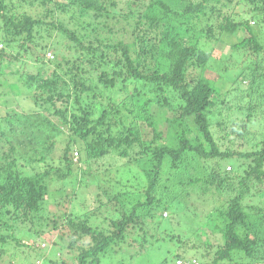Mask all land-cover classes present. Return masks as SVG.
<instances>
[{
	"label": "trees",
	"instance_id": "1",
	"mask_svg": "<svg viewBox=\"0 0 264 264\" xmlns=\"http://www.w3.org/2000/svg\"><path fill=\"white\" fill-rule=\"evenodd\" d=\"M175 5L184 12L175 11ZM36 8L42 9L41 17L27 13ZM201 16L208 18L205 29L183 27L182 18L192 23ZM0 41V92L7 90L5 94L46 113L29 114L21 124L0 121V136L12 137V149L20 155H42L59 139V163L65 165L60 178L79 168L83 181L51 196L57 201L54 209L49 203L50 213H64L70 241L58 251L55 243L41 249L31 264L36 258L39 264H57L61 252L67 259L60 258L59 264H100L111 260L110 252L119 254L114 247L130 236L146 256L165 223L179 242L201 229L206 246L214 250L207 264H232L236 258H252L257 246L264 249V212L249 204L264 199L256 195L264 191V0H0ZM220 43H228L230 54L219 53L221 65L228 68L227 61L235 67L236 86L223 85L220 65H212L210 44ZM207 73L216 78H205ZM230 100H238L234 109L227 107ZM164 111L173 114L165 122ZM229 113L235 115L233 127L240 126L235 134L242 151L221 152L210 130L227 123L221 120ZM160 120L167 124L165 132ZM137 122L147 124L150 138ZM190 125L198 136L189 137ZM252 126L260 136L251 134ZM113 156L125 161L118 170ZM225 161L229 165L222 167ZM46 165L37 176L22 179L0 169V216L12 215L24 224L39 213L53 181L52 165ZM119 173L124 177L110 178ZM171 176L180 185L169 184L162 194L159 185ZM114 180L124 191L110 195L106 189L112 192ZM102 182L107 187L101 188ZM88 188L96 192L100 207L114 205H108L109 214L79 208L78 190ZM194 191L201 193L196 199L202 203L207 197L206 202L220 200L215 216L200 217L185 205ZM0 242L6 239L0 236ZM14 247L31 248L19 242ZM191 249L197 255L207 252ZM32 251H26L25 259L22 254L10 258L28 264ZM170 260L199 263L177 255Z\"/></svg>",
	"mask_w": 264,
	"mask_h": 264
},
{
	"label": "rangeland",
	"instance_id": "2",
	"mask_svg": "<svg viewBox=\"0 0 264 264\" xmlns=\"http://www.w3.org/2000/svg\"><path fill=\"white\" fill-rule=\"evenodd\" d=\"M191 1L198 2V0H191ZM176 4H178V3H176ZM183 8L184 7L180 8V6H179V9H178V6H176V5L174 6V10L175 11L180 10V13L184 12ZM26 10H27V13H29V14L35 13V15H37V16L39 15V17H41L40 11L42 9L36 8L35 10L34 9H31V10L26 9ZM206 13H208V12H206ZM183 17L189 18L187 15H184ZM184 18H182V21H186V23H184V25H183L184 28L189 27V29H191L193 26L196 27L198 30H202V29L206 28V22L208 20V18L206 16H201L198 18V20L194 19V20H192V23H187L188 21ZM44 19H46V18H44ZM260 29L263 30L262 27H260ZM2 43H3V41H0V49L4 48ZM227 44L228 43L210 44L212 46L214 45V51L212 52V54H213V62H212L213 64L212 65L213 66H216V64L220 65L218 72L222 74L220 80L222 81L223 85L225 82L227 83V85H228V83L233 82V85L236 86L235 82H237L239 80V78L236 77V74L231 73V69L233 71L236 70L235 67H231L232 65H230L229 62H227V61H224V62L227 65H229L228 68H225L223 70V67L221 65V63H223V62L220 59L221 55L219 53L222 52V53L230 54L228 52V48L225 46ZM208 49H209V46H207V50ZM228 60H230V58H228ZM228 69H229V71L225 72ZM216 73H207L205 75V78L213 80L216 78ZM219 76H220V74H219ZM231 85H232V83H231ZM0 91H2V90H0ZM6 91H4V94H2V92H0V121L2 123L6 124L5 119H8L11 122H13V124H21V121L25 120L29 114H33V113L42 114L43 111L38 112L36 110V108L34 109V106L32 104H28L26 102L23 103L19 99L17 100V98H13V97L5 94ZM235 95L236 94H233L234 97H235ZM120 98L121 97L118 96V99H120ZM237 102H238V100H237ZM237 102H235V100H230V102L227 103V107L229 106L230 108L234 109L236 107V104H238ZM176 103L177 102H173V105H175ZM43 113L46 114L45 112H43ZM230 113H232V111ZM162 115H163V120L165 122V119L166 118L167 119L172 118L173 114L171 111L170 112L164 111L162 113ZM227 120H228V122H227ZM52 121H55V118H52ZM225 121L227 123H225ZM234 121H236L234 114H230V115L225 114V116L223 115L222 120H221V124L222 123H225V124L220 126V125H216L213 123L214 125H212L210 127L211 132H213V134H214L215 142H216V144H217V146L221 152L242 151V149L239 147L240 141L238 140V136L235 134V133H237V132H235L236 129H239L240 126H239V124H236L233 127L234 123H232V122H234ZM137 123H140V127L145 129L144 134L148 133L149 134L148 138H150V133L148 132L149 129L147 127V124H145L144 122H137ZM161 123L162 124L159 128H162L161 130L163 132H165L167 129V124L163 123L162 121H161ZM190 128L192 129V131H191V134L189 135V137L194 138L195 136H198V134H196V131L192 125H190ZM250 130L252 131L251 132V134H252L256 130V127L252 126V129L250 128ZM255 132H258V131H255ZM258 135H259V132L256 136H258ZM263 135L264 134H262L261 136L263 137ZM257 140H260V139H257ZM164 141H165V138L163 137L160 140V142H164ZM14 144H15V142H14V139L12 137L0 136V169L2 171L7 170L9 173H12L14 176H17L18 178L22 179V178L35 177V176H37V173H40L43 166H45L48 169L46 164L52 165V167L49 169V174L51 175V177H53V181L51 183L49 182V187H50L49 189H50L51 193L48 192V195L46 194L47 199L45 197L46 201L44 199L39 213H37L35 216H34V214L30 215L31 216L30 222L26 221L24 224H21L19 221L13 220L14 216L11 218L12 215L6 216L5 214H3L0 216V224H1L0 236H2L3 238L6 239L5 243L0 242V253H1L0 254V264H17V262H19V264H22L20 262V260H18V259H17V262L15 263L14 259H11L10 257H13L15 255L17 256V254H22L21 257L25 259L26 256L24 257V255H25L26 251L29 252V251L33 250L32 252L34 254L32 257L30 256L31 258L28 262V264H31L33 262L32 259H34L35 255H38L41 252V249L46 248L47 246L49 248H51V245L55 243L56 251H58L60 246H65V244H67V242L70 241L71 237L69 235L70 234L69 228L66 227V223L64 221L65 219L64 220L62 219L64 217V213L62 212L61 216L59 215V213L58 214L55 213V211L50 213V210H51L50 206L52 209H54L55 205L57 207V201L56 200L51 201V196H54L57 198L60 195L57 193L58 190H62V189L66 190L68 188V186H70L71 188L72 187L78 188L77 184L79 182H83V181H81V180L79 181V179L82 175V174H80L81 172H79V168L75 169L72 172V176L71 175L67 176L65 180H63L64 178H60L58 171L64 170L65 165L59 163V160L61 159L62 151H63V148H61L62 141H60L59 139H57V143H55L54 146L45 147V150L42 151V155L40 153H35L33 151L32 152L27 151V152L23 153L22 155H20L19 154L20 151H18V149H16V150L12 149V146L14 148ZM76 150H77V148H76ZM244 150H245V148H244ZM74 151H75V147H74L73 152ZM41 156H44L46 158L45 162H41ZM111 158L113 159V160H111L112 162H114V161L118 162V164H117L118 166H116V170L120 169L122 164H124L123 162H125V161L119 160L115 156H113ZM226 163H227L226 161L222 162L221 166L227 167L229 164L227 165ZM229 163L235 164V162L233 160H230ZM84 164L85 163L82 162L81 166H83ZM102 164L103 163H101V165L95 164L93 171L99 170L100 166H102ZM106 164L108 165V162ZM206 167L208 169H210V165L208 163H206ZM110 168H111V166H110ZM84 169L85 168H82V170H84ZM123 173H124V171H123ZM123 173H119L118 175H113L110 178H114L117 176L124 177ZM87 176L89 177L90 175L87 174ZM173 177L174 176H171V178H172L171 180H168V181L162 180V182L160 183L159 190L162 194L165 193V191H167L168 189H170L169 184L173 185V186H177V184L180 185L177 178H175V177L173 178ZM74 178H76L75 181H74ZM89 178H92V175ZM69 180L71 181V183L69 182ZM88 181H92V180L89 179ZM2 182H5L4 177L2 179ZM117 182L118 181H116V180L110 181L109 185L112 187V192L109 189H106L110 195L114 194L116 191H124L123 184H117ZM103 185L105 187H107L105 182H102L100 184L101 188ZM79 188H81V185H79ZM103 190H105V189H103ZM176 190H177V192H180V187L177 188ZM99 192H101V190ZM78 193L80 196V197H78L79 198L78 206H79V208L81 207L82 209H83V207H87V210H86L87 212L91 211V212H94V213L102 216L105 214V212L107 213V211L112 210L111 207H108V205L114 206L113 204L106 203L105 207H100L99 201L98 200L96 201V197H97L96 192L93 191L92 188L84 189V191H81V189H79ZM260 193L264 197V191L257 192L256 195L258 196ZM193 194L195 196V199H194V196L193 197L191 196V198H188L185 205L187 207L196 209V211L200 217H205L206 215L212 216L214 213H217L216 211L220 210L218 208L221 205V204H219L220 200L217 201L216 203L206 202V200L208 198L207 197L206 199H204V202L202 203L200 200H197L198 197L202 198V197H200V196H202L201 193L194 191ZM176 196H174V197H176ZM206 196H208V195H206ZM58 201H60V199H58ZM251 202H253V203H251ZM251 202L250 203L248 202V203L251 205H255V206H261L262 210L264 212V199H262L261 201L253 199ZM49 203H51L50 206H49ZM82 209H80V214H82V212H81ZM107 214H109V213H107ZM107 214L103 218L108 217ZM215 215L216 214H214V216ZM57 216H59V217H57ZM32 217H33V219H32ZM36 219L39 221L37 222ZM94 220L96 222L95 225L98 226L99 228L103 229L102 227L99 226V225H101L100 221H98L96 219H94ZM33 221H34V223H33ZM6 223L10 226V228H7V227L5 228ZM174 231H172V228H171L170 224H168V223H165L164 226L159 228L156 232V235L158 237V241L153 242V247L150 250L148 248L147 251H149V252L151 251V252L148 253V255H146V256L141 254L142 252H144V250H141L140 247L137 246V244H135V241H136L135 237L130 236L129 239L127 238L128 241H126V244H124L122 246L120 245L118 247H114L115 252L119 253V254H113L110 252L112 250H110L109 251L110 253L108 255L112 257V258H110L111 260H108V261L105 260L104 262H101L100 264H162V262L165 260H166V263H164V264H173V260H170V259L175 255H177L178 257L194 259V260H196L197 263L199 262L198 264H203V263L207 264V263L212 261V253L211 252H214V250L212 249V247L206 246L208 239L206 238L205 234H203V231L201 229H197V231H196L197 234L193 233L191 235V237L189 238V240H186L183 242L178 241L177 236H175L177 234H175ZM171 236H174L176 239L172 240V241H168V237H171ZM162 238H164L165 241L162 240ZM212 241L213 240H211V242ZM18 242L20 244H23V243L28 244L31 246V248H28V249L22 248L21 249V248L14 247V245L17 244ZM131 243H132V245L128 246ZM211 245H213V248H214L216 243L212 242ZM32 246H34V249L32 248ZM43 246H45V247H43ZM195 247L202 248L203 251L207 250V252L205 251V254L202 253L203 255H197L194 252V250L191 249V248H195ZM257 248H258V250H257ZM257 248L254 249V253H253L252 258H249V259L248 258L244 259V257L243 258H236L235 259L236 261L232 264H264V249L261 247H258V246H257ZM66 254H63V252H61L59 254L60 256H58V257L67 259ZM240 256H242V255H240ZM60 258H59V261L57 262V264L60 263ZM114 258L116 259L115 262H114ZM36 260L37 261H35V263L39 264L37 262H40V261L37 258H36Z\"/></svg>",
	"mask_w": 264,
	"mask_h": 264
},
{
	"label": "clouds",
	"instance_id": "3",
	"mask_svg": "<svg viewBox=\"0 0 264 264\" xmlns=\"http://www.w3.org/2000/svg\"><path fill=\"white\" fill-rule=\"evenodd\" d=\"M46 57L49 59V60H52L54 57H53V55H52V53H48L47 55H46ZM43 247H45V246H43ZM42 247V248H43ZM37 263H39V262H37Z\"/></svg>",
	"mask_w": 264,
	"mask_h": 264
},
{
	"label": "built area",
	"instance_id": "4",
	"mask_svg": "<svg viewBox=\"0 0 264 264\" xmlns=\"http://www.w3.org/2000/svg\"><path fill=\"white\" fill-rule=\"evenodd\" d=\"M74 155L77 156L78 154H76V152H75ZM175 264H188V263H184V262H182V261H180V260H177V261L175 262Z\"/></svg>",
	"mask_w": 264,
	"mask_h": 264
}]
</instances>
